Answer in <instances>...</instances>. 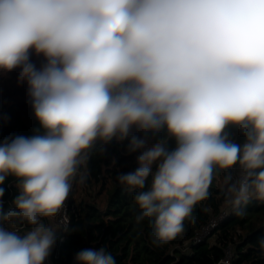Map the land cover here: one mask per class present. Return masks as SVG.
I'll return each instance as SVG.
<instances>
[{
  "label": "clouds",
  "instance_id": "9594fccd",
  "mask_svg": "<svg viewBox=\"0 0 264 264\" xmlns=\"http://www.w3.org/2000/svg\"><path fill=\"white\" fill-rule=\"evenodd\" d=\"M16 69L39 127L0 139V185L18 189L5 210L0 187V264H44L89 152L114 140L139 153L117 180L156 247L182 235L219 172L233 214L264 203V0H0V77ZM75 261L116 264L104 247Z\"/></svg>",
  "mask_w": 264,
  "mask_h": 264
},
{
  "label": "trees",
  "instance_id": "16d2710c",
  "mask_svg": "<svg viewBox=\"0 0 264 264\" xmlns=\"http://www.w3.org/2000/svg\"><path fill=\"white\" fill-rule=\"evenodd\" d=\"M31 59L39 67L43 57L33 54ZM18 72L16 69L0 77V113L8 117L0 123V139L31 136L39 127L27 95V84L17 83ZM226 131L236 143L244 142L238 127L229 126ZM126 145L127 140L123 143L114 140L107 145L105 154L98 150L99 145L89 152V159L80 169L86 174L84 183L79 182V173L73 181L69 194V229L57 256H52V264H76L77 252L99 247L110 252L116 264H219L227 246L234 253L231 264H264V250L260 248L264 239V203L256 200L246 206L244 216L231 212L214 233L213 242L192 244L201 227L226 209L220 187L222 172L214 177L209 197L198 203L192 218L184 222L182 235L163 247L154 246L150 222H135L139 213L133 199L135 192L125 191L117 180L120 172H131L138 167L139 153L128 154ZM168 146L174 147V141H169ZM16 183V178L9 176L0 185L5 189L2 198L5 210L18 194Z\"/></svg>",
  "mask_w": 264,
  "mask_h": 264
},
{
  "label": "built area",
  "instance_id": "2783aa9c",
  "mask_svg": "<svg viewBox=\"0 0 264 264\" xmlns=\"http://www.w3.org/2000/svg\"><path fill=\"white\" fill-rule=\"evenodd\" d=\"M235 172H236V169H233L234 174ZM69 210H70V196L68 197V200L66 201V213L68 216V222L66 225L62 224L60 228L58 229L56 233V237H57L56 244L54 245L49 257L45 260L44 264H52V256H57L60 244L65 240L66 233L70 225ZM230 213L231 211L226 208L220 211V213L217 214L216 216L212 217L209 220V222L203 225L201 229L196 233L195 237L192 239V244H197V243H201L206 240H209L213 236V234L217 231V229L220 227V225L226 220H228ZM62 216H63V210H62L61 216H58L56 218V221H59ZM56 221H53V223H51V226H55ZM46 223H48V221H46ZM233 255L234 253H233L232 247L227 246L224 249V256L220 260L219 264H225V262H227V264H231Z\"/></svg>",
  "mask_w": 264,
  "mask_h": 264
},
{
  "label": "rangeland",
  "instance_id": "374dc122",
  "mask_svg": "<svg viewBox=\"0 0 264 264\" xmlns=\"http://www.w3.org/2000/svg\"><path fill=\"white\" fill-rule=\"evenodd\" d=\"M48 223H53V221L52 222L48 221ZM215 234H213V236L209 239V242H213L215 240Z\"/></svg>",
  "mask_w": 264,
  "mask_h": 264
}]
</instances>
